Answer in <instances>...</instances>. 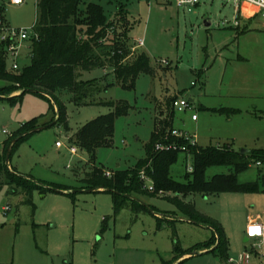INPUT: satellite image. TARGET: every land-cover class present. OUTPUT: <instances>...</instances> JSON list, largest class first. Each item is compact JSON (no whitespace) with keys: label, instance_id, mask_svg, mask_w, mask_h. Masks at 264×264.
I'll list each match as a JSON object with an SVG mask.
<instances>
[{"label":"rangeland","instance_id":"rangeland-1","mask_svg":"<svg viewBox=\"0 0 264 264\" xmlns=\"http://www.w3.org/2000/svg\"><path fill=\"white\" fill-rule=\"evenodd\" d=\"M84 1L100 5L107 19L113 21L117 37L127 50L121 63L132 64L143 52L154 73H141L124 86L110 68L78 70V80H100L104 89L81 103L73 100L71 90L58 91L68 131L60 123L54 124L57 108L54 105L51 111L46 98L26 92L12 103L7 97L21 90L0 93V154L3 142L17 133L23 122L41 116L39 126L54 125L22 141L9 164L36 179L67 185L75 191L69 195L35 189L30 205L24 201V194L8 193L9 187L4 185L0 191V264H163L171 260L175 245L189 250L207 242L215 229L226 245L225 254L221 248L210 251L216 241L213 247L193 250L198 254L179 264H239L240 256L246 253L247 264H264L259 241H244L248 216L260 215L259 223H264V160L257 164L252 159L236 174L237 183L255 184L257 190L177 195L152 192L144 185L149 192L136 197L145 208H132L128 200L115 210L111 193L81 188V179L94 167L110 177L114 171L133 168L144 159L156 117L166 113L165 100L174 96L189 105L181 111L173 109V125L193 137L197 146L228 147L238 152L245 149L249 157L252 151L264 150V19H252L247 23L251 30L241 34L242 25L239 29L234 26V3L224 0H200L191 11L177 6L176 0ZM121 5L124 22L117 14ZM244 13L249 15L250 9L245 7ZM0 16L2 26L30 32L37 18V0L20 5L1 0ZM125 29L128 39L122 34ZM138 39L143 40L142 45L137 44ZM18 54L20 68L30 63L28 40L21 43ZM239 56L245 60L237 69ZM12 60L5 56L7 69ZM3 86L6 81L0 79V88ZM221 100L234 104L230 109L236 112L227 115L204 108L218 106ZM123 104L128 108L114 119L111 145L98 147L92 161L84 149L69 143L70 132ZM193 113L197 121L191 120ZM56 141L62 142L61 148L55 147ZM71 146L76 148L75 154L70 153ZM189 166L193 170V154L178 153L170 175L183 183ZM232 171L227 165H211L204 176L211 180ZM174 196L191 203L212 225L190 220L172 201Z\"/></svg>","mask_w":264,"mask_h":264},{"label":"trees","instance_id":"trees-1","mask_svg":"<svg viewBox=\"0 0 264 264\" xmlns=\"http://www.w3.org/2000/svg\"><path fill=\"white\" fill-rule=\"evenodd\" d=\"M119 10L117 14L120 15L122 21L124 19L123 5ZM0 18L2 19L1 16ZM245 31L242 30L241 33ZM33 32L34 35L28 40L31 47L30 63L17 70L7 69L5 51L0 45V79L6 81V86L0 88V93L8 95L21 90L20 94L7 97V100L12 103L17 102L26 92L46 98L50 103L51 111H54V105L57 108L55 112L57 119L54 124L60 123L66 131L69 130L67 116L63 103L57 97L58 91L71 90L73 100L76 103H81L85 98L103 88L100 86V80H78V70L91 71L98 67L110 68L115 73L116 79L124 86L128 83L132 84L141 73H154L147 55L143 52L138 54L132 64L121 63L127 50L123 48L117 37L113 21L107 19L102 7L96 3L84 0H37V18ZM122 34L128 39L127 29ZM174 99L176 96L166 98V113L164 116L161 115L162 117H156L149 141L145 145L146 156L144 159L139 160L133 168L114 171L110 177L106 176L102 169L94 167L81 179L83 183L81 188L111 193L115 210L123 207L128 200L131 202L132 208H136L137 205L145 208L144 205L130 198H137L138 194L149 192L144 187V181L141 180V171H144L151 181L154 187L152 192L168 191L177 195H187L216 190H257L255 184L237 183L236 174L247 168L252 159H256V163L264 160V150L252 151L249 157L246 154L247 151L241 153L228 147L197 146L190 148V152L193 154V170L185 173L186 181L183 183L172 178L169 171L170 166L176 161L179 152L155 151L154 146L157 142L164 141L165 137L170 142L181 143L182 141L169 135L173 128L172 102ZM99 104L112 106L107 102ZM127 108L123 104L120 107L117 106L114 112L91 119L69 137V143L84 149L89 155V161H92L98 147L111 145L114 119L126 113ZM210 110L227 115L236 112L226 108ZM40 117H34L24 122L18 128L17 133L7 137L3 143V152L0 154V174H5V180L0 181V191L4 185H8L12 193L21 192L24 194V201L30 205H33L32 192L35 189L41 193L52 191L48 187L66 191V194L69 195L75 192L70 191L73 188L67 185L47 183L35 180L31 176L17 174L5 164L10 144L14 141L10 151L11 157L17 146L34 133L32 130L39 126ZM211 165H227L232 167L233 171L228 174L215 175L211 180H206L204 173L206 168ZM152 192L150 194H153ZM171 199L190 220H194V223L212 225L211 220L197 212L191 203L182 202L177 196ZM215 232L207 242L195 245L189 250H182L175 245L171 260L164 261L163 264H179L182 262L179 261L182 256L192 253L193 250L209 248L216 241L217 244L210 251L221 248L222 254H225L226 245H222L219 231L215 229Z\"/></svg>","mask_w":264,"mask_h":264},{"label":"built area","instance_id":"built-area-1","mask_svg":"<svg viewBox=\"0 0 264 264\" xmlns=\"http://www.w3.org/2000/svg\"><path fill=\"white\" fill-rule=\"evenodd\" d=\"M9 3L14 5H20L26 2L27 0H8ZM225 2H233L236 9H240L241 4H248L253 6L256 9V13L264 19V0H224ZM177 6L185 8L187 11H191L192 8H194L196 5L200 3V0H176ZM2 20L0 18V45L3 46V49L5 51V56H10L13 58L12 65L10 67L11 70H17L19 69L18 63H17V57L19 56L18 51L21 46V43L24 41H27L30 39L32 35H34L33 27L32 31L28 32L26 29H15L10 27H4L1 25ZM237 24V23H236ZM138 45L143 44L142 39L137 40ZM189 103L183 99V98H176L172 102L173 109L176 108L177 110L181 111L185 108H187ZM192 120L197 119V114L193 113L191 115ZM3 132H6L3 130ZM169 135H171L174 138L182 140L180 142H170L167 141V137H165L164 141H159L155 144L154 149L155 151H178L179 153L187 154L188 156H191L190 148L197 147L196 141L191 137L189 134L176 129L172 128L169 132ZM56 147L60 148L62 147V142L57 141L55 143ZM70 153L75 154L76 148L75 147H69ZM257 164H260L257 162ZM188 171H192V167H188ZM141 180L145 182V187H147L148 190L153 191L154 187L149 180V178L145 175L144 171L140 172ZM147 182V183H146ZM7 207L5 208V210ZM245 235L248 238V240L253 239L255 241H259L258 247L261 251L260 255L264 256V225L257 221H250L245 229ZM249 259V254H243L239 258V264H247ZM229 263H232V259L228 260Z\"/></svg>","mask_w":264,"mask_h":264},{"label":"crops","instance_id":"crops-1","mask_svg":"<svg viewBox=\"0 0 264 264\" xmlns=\"http://www.w3.org/2000/svg\"><path fill=\"white\" fill-rule=\"evenodd\" d=\"M199 5V4H198ZM249 8L250 9V14L249 15H245V13H244V8ZM234 12H235V15H234V26L236 27V29H239V27H240V25H242V28H241V30H240V33H241V31L242 30H246L245 32H242L241 34H246L249 30H251L250 28H248V26H247V23H249L252 19H254V18H256V17H258L259 15L256 13V9L253 7V6H251V5H248V4H241L240 5V9H236L235 8V6H234ZM260 17V16H259ZM261 18V17H260ZM237 23V24H236ZM260 40V39H259ZM260 42V41H259ZM260 48H262L261 47V45H259V49ZM244 60H245V58H243V57H241V56H239V57H237V59L235 60V62H237V64L239 65L238 66V68L237 69H240V68H242L241 66L242 65H240V64H243V62H244ZM215 105V104H214ZM218 106H214V107H208V106H205L204 108L205 109H207V110H209L210 112H211V110L210 109H220V108H228V109H230V108H232V107H235V105L234 104H232V103H230V102H224V101H220V102H218V104H217ZM214 113V112H213ZM162 116H164V114H162ZM161 116V117H162ZM34 118V117H33ZM32 119V118H31ZM192 120V119H191ZM198 120V116H197V119L196 120H192V121H197ZM24 123V122H23ZM22 123V124H23ZM21 124V125H22ZM20 125V126H21ZM19 126V127H20ZM172 127L173 128H175L174 127V125H173V121H172ZM74 132H70L68 135V138L73 134ZM57 142V141H56ZM55 142V143H56ZM4 143V142H3ZM55 147H56V145H55ZM58 148V147H57ZM61 148V147H60ZM15 152V151H14ZM11 158V157H10ZM8 167H10V169L11 168H13L14 170H15V172H17L18 174H21V175H27V176H31V174H28V173H23V172H20L17 168H16V166H12V165H10L9 163H8ZM32 177V176H31ZM34 178V177H33ZM35 180H40V179H36V178H34ZM5 180V174L4 173H1L0 174V181H4ZM40 181H42V180H40ZM43 182H46V181H43ZM48 183V182H47ZM9 187V191H8V193H12L11 192V189H10V186H8ZM99 191H102V190H99ZM102 192H104V191H102ZM18 193H20V192H18ZM62 193H65L66 194V191H64V192H62ZM12 194H14V193H12ZM15 194H17V193H15ZM5 208L6 207H4L3 208V210H5ZM260 219H261V217H260V215H257L255 218H253V217H250L249 218V216H248V221H247V223H246V226H247V224L250 222V221H257V222H259L260 221ZM262 225H264V223H261ZM246 229V228H245ZM244 234H245V231H244ZM245 237H246V235H245ZM214 246V244L212 245V246H210V247H213ZM209 247V248H210ZM205 249V248H204ZM204 249H201V250H204ZM193 254H187V255H185V256H182L180 259H179V261H184L186 258H188V257H190V256H192ZM260 257H262L261 255H260Z\"/></svg>","mask_w":264,"mask_h":264},{"label":"water","instance_id":"water-1","mask_svg":"<svg viewBox=\"0 0 264 264\" xmlns=\"http://www.w3.org/2000/svg\"><path fill=\"white\" fill-rule=\"evenodd\" d=\"M209 23L207 22L206 23V25H208ZM21 93V92H20ZM53 124V122H51V123H49V124H47V125H41V126H38V127H36L35 129H33L32 131L33 132H36V131H39V130H42V129H44V128H46V127H48V126H51ZM13 143H14V141L10 144V146L8 147V150H7V153H6V157H5V164H6V166L8 167V163H9V159H10V151H11V148H12V145H13ZM241 153H244V152H246V150L245 149H242L241 151H240ZM9 168V167H8ZM50 190H52V191H55V192H64V191H62V190H59V189H56V188H53V187H48ZM86 191H94V189H86ZM130 198H132V199H134V200H136V201H138L139 202V200L137 199V198H135V197H130ZM194 222V221H193ZM248 240V238L247 237H245L244 238V241H247ZM190 254H198V252H192V253H190Z\"/></svg>","mask_w":264,"mask_h":264}]
</instances>
